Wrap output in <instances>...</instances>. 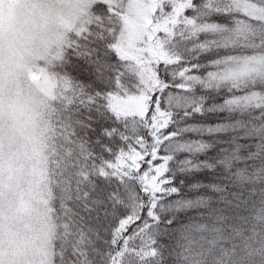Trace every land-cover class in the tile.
<instances>
[{"label":"trees","instance_id":"1","mask_svg":"<svg viewBox=\"0 0 264 264\" xmlns=\"http://www.w3.org/2000/svg\"><path fill=\"white\" fill-rule=\"evenodd\" d=\"M217 2L218 0H206L208 6ZM225 2L229 4L230 11L236 13H240L234 9V3L238 2L251 4L264 11V0ZM162 4H173V7L170 11H165ZM177 5L176 2L167 0L156 4L151 21L164 26L161 32L166 33L157 37L156 41L169 44L175 35L177 45L185 52L186 58H193L202 50L195 39L196 29L185 23L186 18L182 15L183 6L178 10ZM89 18L90 24L84 33L97 41L105 37L114 39L111 47L122 59L128 61L124 65L125 86L120 89L123 95L109 99L105 113L99 120V124L106 127L97 137L92 132L94 127L99 130L95 119L96 113L89 114L92 105L82 86L66 75L52 74L65 88L56 103L42 107L41 122L39 121L42 175L40 182L54 228L52 264H129L130 260H136V264H159L158 259H152L156 252L151 249L150 234L146 230L128 247L121 245L116 251L112 241L119 239V233L109 238V232L103 226L105 222L103 208H97L91 202L85 204L88 193L101 182H112L113 185L119 183L126 190V195L118 202L131 213L138 214L137 193L131 182L135 180L137 185H147L149 189L159 190L160 185L156 182V176L149 175L151 164L143 173L134 174L144 164L145 157L149 155L155 157L156 149L163 141H169V149L177 145L180 147L190 145L195 155L198 148L204 150V146L224 144L225 141L221 137L226 133L236 135L233 129L241 127L245 129L247 135L260 138L257 149L259 154L253 155L251 166L244 167L231 177L233 183L244 190V196L248 201L246 205H241L242 208H246V211L241 213L243 219L235 221L230 230L225 226L206 230V239L198 252L194 254L185 250L180 255L183 258L182 264H264V102L258 105L249 102L252 97L264 98V90L249 91L235 102L219 103L216 98L218 89L247 86L252 80L264 82V71L261 72V69L237 81L223 82L219 79L220 74L234 62L263 60L264 51L255 52L251 57L239 56L231 62H225L223 71L215 79L204 81L203 83L208 84L213 91L205 94L204 98H194L193 102L197 107L203 106L205 115L202 120L198 117L196 123L187 125V130L192 131V140H175L173 139L175 133L164 135L163 130L169 123L179 127L181 132L185 129L182 125L183 117H178L175 121L171 119V109L168 112L157 110L146 117L149 107L147 102L146 113L141 117L122 116L113 112L111 107L113 100L127 99L142 90L140 88L138 93L133 90L139 88L141 84L139 73L142 71V65L118 49L119 38L125 25L124 9L96 5L90 10ZM252 21L255 20H249L245 15L233 18L230 32L233 36L264 33V23L255 24ZM196 27L199 28L198 25ZM74 37L79 36L70 34L67 47L75 43ZM177 45H172L169 51ZM153 48L152 61L163 60L166 65L172 63L174 55L169 56L168 52L157 50L154 46ZM189 49L194 51H187ZM145 63L153 74L154 87L158 83L156 65ZM164 70L160 69L161 72ZM171 71L178 73L182 69L174 66ZM135 80H138L139 84L134 83ZM113 121L115 127L112 126ZM253 147L257 148L256 145ZM15 149L20 148L14 145ZM234 156L235 153L229 152L225 160L230 161ZM164 170V165L157 166L155 169L157 176ZM225 170L227 171V163ZM86 208L91 210L93 217L91 222L88 220ZM97 215L100 217L99 222L95 219ZM132 218L134 219V216ZM237 233L244 238L238 248L234 246ZM132 247L138 248L139 251L135 252L134 256L125 255L126 252H131ZM167 254L166 250L165 255Z\"/></svg>","mask_w":264,"mask_h":264},{"label":"snow or ice","instance_id":"2","mask_svg":"<svg viewBox=\"0 0 264 264\" xmlns=\"http://www.w3.org/2000/svg\"><path fill=\"white\" fill-rule=\"evenodd\" d=\"M176 2L183 5L182 15L186 18L185 23L196 29L195 39L202 50L193 58H186L185 52L177 45L175 35L169 44L159 45L169 56L174 55V59L167 65L163 60L150 61V64L156 65L158 83L148 97L146 117L157 110L168 112L171 109V119L175 121L178 117H183L182 125L185 130L181 132L179 127L169 123L163 130L164 135L175 133L173 136L175 140H192V131L187 130V125L196 123L198 117L202 120L205 115L203 106L197 107L193 99L204 98L205 94L213 91L203 82L215 79L223 71L225 62H231L239 56L251 57L255 52L264 51V33L233 36L230 32L233 18H240L243 14L230 11L225 0H218L211 6L206 4V0ZM103 6L107 8V5ZM162 7L165 11H170L173 4H162ZM247 19L252 20V17ZM252 22L264 23L259 20ZM164 35L166 33L157 32L151 41L145 36L137 42V47L143 48L148 43L155 45L156 38ZM74 39L75 43L70 44L59 54V63L54 61L50 65H45L38 61L31 66L32 77L39 83L45 78L51 80L52 74L58 73L74 79L81 85L92 105L89 114L96 113L95 119L99 130L94 127L92 132L99 137L106 127L100 125L99 120L105 113L109 99L123 95L120 89L125 86L124 65L128 61L122 59L111 47L114 39L105 37L97 41L90 38L87 33H81ZM203 41L206 43H200ZM172 45L177 46L169 51ZM174 66H178L182 71L172 72ZM160 69L165 70L161 72ZM233 75L242 78L245 73ZM133 82L139 84L138 80ZM143 87V84H139V88L133 90L138 93ZM261 90H264V82L252 80L247 86L218 89L216 98L219 103L235 102L249 91ZM220 93L223 95H219ZM41 102L47 104L43 98ZM112 126H116L115 121ZM233 132L236 135L226 133L221 137L225 141L224 144L204 146V150L198 148L195 155L190 145L187 147L177 145L169 149V141H163L156 149L155 157L151 155L145 157L144 164L134 174L143 173L151 164L149 175L156 176V182L160 185L159 190L149 189L147 185H137L135 180L131 182L137 193L138 214L131 213L118 202L126 195V190L121 184L101 182L94 186L88 193L85 204L91 202L97 208H103L105 221L103 226L109 232L110 239L119 233V239L112 241L113 248L118 251L121 245L128 247L146 230L150 234L151 249L156 252L152 259H158L159 264L169 262L182 264L183 258L180 253L185 250L194 254L198 252L206 239V230H214L217 226H225L230 230L235 221L242 220L241 213L246 211V208H242L241 205H246L248 201L244 196V190L238 188L231 177L244 167L251 166L253 155L259 154L257 149L260 138L247 135L243 127L235 128ZM229 152L235 153V156L226 161L225 156ZM159 165H164L165 170L157 176L155 169ZM86 212L91 222L93 219L91 210L86 208ZM95 219L99 222V215ZM243 239V236L237 233L234 246L238 248ZM137 251L138 248L132 247L131 252H126L125 255L134 256ZM129 264H136V260H130Z\"/></svg>","mask_w":264,"mask_h":264},{"label":"rangeland","instance_id":"3","mask_svg":"<svg viewBox=\"0 0 264 264\" xmlns=\"http://www.w3.org/2000/svg\"><path fill=\"white\" fill-rule=\"evenodd\" d=\"M161 3L162 0H0V264H52L53 260L54 228L40 182L39 121L44 106L41 98L52 105L65 88L53 75L51 80L36 82L31 66L38 61L45 65L59 62L70 34L80 36L86 31L94 6L124 9L125 25L118 49L142 65L139 77L144 87L137 95L113 100L111 107L116 114L141 117L155 82L145 62L153 60V46L159 50L161 43L140 48L137 42L145 36L151 41L163 31L164 26L151 21L156 4ZM182 6L178 4L177 9ZM234 9L264 22V11L251 4L234 3ZM260 69L264 71V59L234 62L219 79L237 81ZM234 73L245 75L236 78ZM249 102L258 105L264 98L252 97ZM14 145L20 149L14 150Z\"/></svg>","mask_w":264,"mask_h":264}]
</instances>
